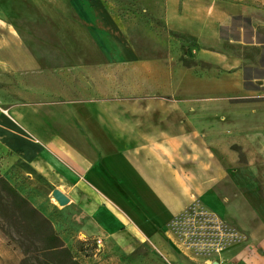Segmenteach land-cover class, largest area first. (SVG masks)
I'll list each match as a JSON object with an SVG mask.
<instances>
[{"label":"crops","instance_id":"0c3cea01","mask_svg":"<svg viewBox=\"0 0 264 264\" xmlns=\"http://www.w3.org/2000/svg\"><path fill=\"white\" fill-rule=\"evenodd\" d=\"M178 1L166 4L165 21L185 33L180 24L196 17L191 0ZM68 7L96 48L94 65L44 67L0 19V161L18 183L4 178L55 230L77 240L101 236L129 258L146 247L164 249L173 224L204 230L208 246L198 256L208 263L264 264V203L248 168L223 162L215 146L227 130L248 137L237 124L258 120L246 118L251 108L240 119L232 98L257 92L262 107L254 111L264 112V45L256 65L198 51L209 70L197 74L166 35L147 33L101 3ZM213 40L220 42L218 29ZM220 79L227 83L219 87ZM200 90L213 94L203 101L193 93ZM54 190L66 205L57 204Z\"/></svg>","mask_w":264,"mask_h":264},{"label":"rangeland","instance_id":"374dc122","mask_svg":"<svg viewBox=\"0 0 264 264\" xmlns=\"http://www.w3.org/2000/svg\"><path fill=\"white\" fill-rule=\"evenodd\" d=\"M73 1L97 2L110 6V13L122 17L125 22L128 20L134 21L135 24L137 22L147 33L166 35L171 43H175L174 49L186 56L184 62L186 67L195 70L197 74L201 72L206 74V70H209V66L203 64L205 63L203 59L195 58L198 51L222 56L230 53L232 57L248 59V64L256 65L254 60L258 57L259 45L262 48L264 45V0H191L188 8L196 20L180 24L185 33H179L174 26L165 21L166 4L170 0H0V19L16 28L24 43L40 59L44 67L94 65L100 59L87 32L68 7ZM178 8L180 9V4L176 7L177 10ZM226 18L229 20L226 25L221 27L211 25L215 22L220 24ZM215 29H218L219 43L211 41ZM188 33L202 36L204 43L196 44ZM262 62L264 63V54ZM4 73L0 66V87ZM66 73L64 77L73 78V75ZM200 78L202 85L211 83L208 75ZM259 82L256 81L257 84ZM226 83L225 79L216 81L219 87ZM193 93L197 99L203 101L210 99L213 94L210 90ZM217 94L220 98L223 95V98H226V92L220 91ZM251 96L255 97L244 98L238 95L232 98L238 105L236 108H240L239 116L243 114L245 108H251V112L248 113L251 117L246 118L258 119L249 123L240 120L241 123L237 124L238 131H246L249 136L232 138L226 129L215 146L223 162L248 168L250 179L256 185L255 194L264 203V118L261 117H264V112L256 114L254 111L262 107L255 102L261 95L254 92ZM248 103L250 105H247ZM0 175L13 183H18L1 161ZM55 227L65 246L74 252L81 264H211L198 256L202 253L199 248L193 246L195 242L193 232L190 234V230L186 232L179 228L181 226L173 224L172 228L166 229L165 239H161L165 248L146 247L147 250L141 252L138 259L116 253L113 251L114 242L105 241L101 236L90 240L79 237L78 241L86 240L89 245L84 253H78L73 248L77 237L58 226ZM21 259L20 251L14 245H8L0 232V264H20Z\"/></svg>","mask_w":264,"mask_h":264},{"label":"trees","instance_id":"16d2710c","mask_svg":"<svg viewBox=\"0 0 264 264\" xmlns=\"http://www.w3.org/2000/svg\"><path fill=\"white\" fill-rule=\"evenodd\" d=\"M0 232L8 245L20 251V264H81L51 222L1 175ZM88 245L86 240H77L73 248L84 253Z\"/></svg>","mask_w":264,"mask_h":264},{"label":"built area","instance_id":"2783aa9c","mask_svg":"<svg viewBox=\"0 0 264 264\" xmlns=\"http://www.w3.org/2000/svg\"><path fill=\"white\" fill-rule=\"evenodd\" d=\"M179 228L182 229V227H179ZM184 231H186V230L184 229ZM203 231H204L203 229H200L198 232L195 231V230H194V232L192 230H190V234H191V232H193L192 233L193 234V238L195 239V242H193L194 243L193 246L196 247V248H199L200 253H202L204 251V249H205V248H201V247H205V245H207L205 240H203V238L206 236Z\"/></svg>","mask_w":264,"mask_h":264},{"label":"water","instance_id":"95a60500","mask_svg":"<svg viewBox=\"0 0 264 264\" xmlns=\"http://www.w3.org/2000/svg\"><path fill=\"white\" fill-rule=\"evenodd\" d=\"M52 197H53V199L57 202V204H58L59 206H64V205H66L67 202H68V199H67L62 193H60V192L57 191V190H54V191L52 192ZM214 264H216V263H214Z\"/></svg>","mask_w":264,"mask_h":264}]
</instances>
